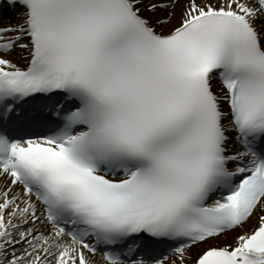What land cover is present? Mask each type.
Instances as JSON below:
<instances>
[{
	"label": "bare ground",
	"instance_id": "6f19581e",
	"mask_svg": "<svg viewBox=\"0 0 264 264\" xmlns=\"http://www.w3.org/2000/svg\"><path fill=\"white\" fill-rule=\"evenodd\" d=\"M147 23L169 33L194 14L208 10H230L248 17L264 36V13L258 0H130ZM0 42V66H26L30 57V30L26 13L19 12ZM16 49L9 52L12 41ZM218 91L223 93L221 87ZM264 223V197L239 227L186 249L168 264H191L208 246L236 248L248 233ZM44 235V239L40 237ZM63 248L67 251L64 252ZM0 264H102L82 248L62 244L43 218L42 206L23 191L7 173H0Z\"/></svg>",
	"mask_w": 264,
	"mask_h": 264
}]
</instances>
